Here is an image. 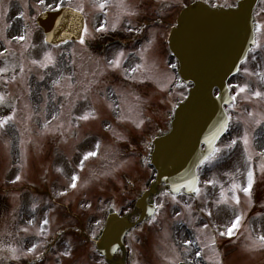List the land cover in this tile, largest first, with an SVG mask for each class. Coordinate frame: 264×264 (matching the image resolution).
Listing matches in <instances>:
<instances>
[{"label":"rangeland","instance_id":"1","mask_svg":"<svg viewBox=\"0 0 264 264\" xmlns=\"http://www.w3.org/2000/svg\"><path fill=\"white\" fill-rule=\"evenodd\" d=\"M192 1L195 0H86V11L92 8L95 12L92 22L99 19L100 13L105 14L103 10L106 8L110 9L107 14L114 16L118 24H133L135 29L142 21H148L147 14L154 17V23L134 42L131 55L135 69L142 68L147 82H142L143 75H136L135 72L133 83L135 86L139 85L138 88L118 92L108 99L110 105L122 108L124 127L128 132L131 129L127 139L120 141L112 138L118 129L116 123L102 122L99 129L91 127L92 130L84 135L87 144L93 145L96 136L102 141L117 143L118 146L128 140L133 141L135 136L137 140L147 135L151 141L152 135L159 131L157 126L164 129L169 127V113L184 98L189 85H183L176 76L173 67V62L176 61L172 60L166 37L175 23L178 10ZM205 1L214 6H232L236 0ZM94 3H106L107 7L101 10L94 7ZM258 11L260 12L257 13V21L262 39L254 47L248 60L241 64L238 75L230 80L232 90L239 96L240 101L229 108L233 117L231 130L235 132L225 138L228 140L223 144L224 155L219 164L216 162L211 165L213 168L205 166L201 169L204 181L199 193L166 194V200L161 197L160 202L166 201L161 212L134 229L129 245L132 250V264L176 263L180 257L194 250L195 246L202 252V256L198 258L205 261L204 264H217V261L219 264H264V242L260 240V237L264 236L260 235L264 233V215L248 216L249 197L239 189H232L233 184L241 187L247 185V173L252 171L251 156L257 151L258 144L259 148L260 144L263 145L260 149L264 151V0H260ZM157 14L162 16V22L160 20L156 23ZM240 87L246 88L247 91L239 93ZM256 92L262 93V96L257 97ZM54 130H57L56 127H51L49 132ZM49 132L42 131L41 135ZM245 135L249 138L248 146L243 143L242 137ZM232 140L237 143L229 148ZM56 144L58 143H54ZM18 154L21 155L20 158ZM32 154L34 152L29 147L21 144L16 127L11 126L0 131V195L6 191L17 193V200H21L23 194V198L33 204L37 213V218L32 220L19 217L16 227L20 235L32 233L29 235L28 246H34L36 249L30 256L36 257L39 255L38 251H41L49 257L47 264H108L102 255L92 250L89 240L85 245L82 238L79 240L75 236L76 232L68 234L64 230L78 212L84 213L83 219L87 222L88 217L96 213L95 204L99 198L108 192L118 191L124 173L128 172L132 179L141 171L137 158L128 157L131 158V163L123 162L125 165L112 156L102 159L97 154L85 160L79 175L82 179L80 191H84L83 201H93V206L83 209L77 204L67 206L59 202L42 206L44 196L40 197L48 193L49 198H60L58 187L63 185L67 189L72 188L69 196L77 201L81 194L78 192L79 186L72 187V181L78 174L68 170L70 159L60 154L55 155L51 164L49 159H41L40 156L35 158ZM119 158L121 159V156ZM46 169L50 171L44 172ZM110 169L111 171H108ZM148 170L151 175L152 170ZM15 174L21 176L18 181ZM213 180L215 183H210ZM205 189L208 196L204 192ZM100 193L102 195L99 196ZM236 195L240 197L239 205L232 199ZM36 197L40 198L37 203ZM14 206L10 201L4 212L6 217H11ZM180 208L187 212L191 209L188 218L181 216ZM209 212L212 213L211 216L208 215ZM237 215L242 216L243 220L236 234L232 238L220 236L219 232L226 231ZM11 219L5 220V224L0 219V253L3 234L10 236L13 233L10 227ZM90 221L92 219L89 220V225ZM205 224H208V228L204 227ZM185 226H188V229H184ZM136 235L139 237L134 238ZM212 237H215L214 245ZM197 238L199 245L196 243ZM188 239H192L193 244L189 245ZM46 240H56L52 250L47 249ZM66 243L71 246L70 250L66 249ZM24 257L25 255H17L11 258L10 264H22ZM16 260L20 262H15Z\"/></svg>","mask_w":264,"mask_h":264},{"label":"flooded vegetation","instance_id":"2","mask_svg":"<svg viewBox=\"0 0 264 264\" xmlns=\"http://www.w3.org/2000/svg\"><path fill=\"white\" fill-rule=\"evenodd\" d=\"M48 2L54 4L56 0ZM70 2L72 4L73 0H64V5ZM78 4L84 6L85 0H78ZM46 9L52 8L41 4L40 0H0V52L5 48L11 49L5 57L0 58V69H10L0 73V95L6 97V102L0 104V120L14 117L9 124H18L23 128V134H30L21 137L34 152L32 155L35 158L40 156L41 159H49L51 164L55 155L60 154L70 159L68 170L80 174L85 162L84 157L89 152L100 154V139L96 136L93 145L87 144L84 135L92 129H99L103 122L100 118L102 93H113L117 77H124L127 81L131 79L134 66L128 46L126 55H121V47H118L120 45L115 41L118 37L111 33L115 28L97 20L85 26L90 35L86 37L83 32L81 39L86 40L83 45L80 44L81 39L58 44L48 42L44 28L37 22L38 15ZM84 13L86 14L85 9ZM108 26L110 28H107ZM100 27L106 28V31H96ZM21 33L27 36V40L17 43L13 37ZM9 40L11 44L7 43ZM46 53H50L54 58L55 66L49 64L47 68H41L39 64L31 63L33 60L44 61ZM113 61H119V66L113 64ZM54 81L58 83L54 84ZM35 100L39 103L34 104ZM83 115H89L90 118L79 119ZM104 122L116 123L117 127L124 126L121 119H106ZM2 126L0 125V129ZM51 127H56L57 130L49 132ZM43 130L49 132L43 138L35 135ZM56 142L58 144L54 145ZM259 154L255 153L250 161L256 182L247 211L248 216L264 215V156ZM49 171L50 169H46L44 172ZM58 188L66 192L65 185ZM131 191L134 195H139L144 190L140 187ZM10 218L13 233L8 242L16 254L23 250V245L15 227H12V224L17 223V217H7ZM77 229L81 231L79 235L84 237L85 226ZM181 260L194 264L193 253L184 255Z\"/></svg>","mask_w":264,"mask_h":264},{"label":"water","instance_id":"3","mask_svg":"<svg viewBox=\"0 0 264 264\" xmlns=\"http://www.w3.org/2000/svg\"><path fill=\"white\" fill-rule=\"evenodd\" d=\"M257 2L240 0L237 7L225 8L198 0L182 10L178 24L172 28L170 48L179 59L180 74L194 86L177 107L172 129L155 139L152 162L158 169V179L153 191L162 180L175 192L182 187L188 192L197 188V166L214 149L228 125L224 104L232 97L227 80L255 42L253 11ZM83 22L82 16L69 8L40 18L51 41L73 36ZM215 87L220 90L218 96ZM143 199L139 207L146 208ZM133 224L115 214L110 217L98 246L112 264H117L115 249L122 243L124 231Z\"/></svg>","mask_w":264,"mask_h":264},{"label":"snow or ice","instance_id":"4","mask_svg":"<svg viewBox=\"0 0 264 264\" xmlns=\"http://www.w3.org/2000/svg\"><path fill=\"white\" fill-rule=\"evenodd\" d=\"M40 2H41V4H45V6H47V7H51L52 10H54V11H59L60 8H62L64 6V0H56V3H54V4L53 3H49L48 0H40ZM93 6L94 7H98L99 9L103 10L105 7H107V4L106 3H94ZM68 8L69 9L73 8V5L71 4V2L68 4ZM74 10L76 12L83 13L84 12V7L82 5H80V4H77L75 6ZM96 31L103 32V31H106V28L100 27V28L96 29ZM83 32H84V35L86 37L90 35V33H89V31H88V29L86 27L83 29ZM13 39H15L17 41V43H23V42H25L27 40V36L25 34L21 33V34H18L16 36H14ZM7 43L11 44V41L9 40V41H7ZM85 43H86L85 39H81L80 40V44L83 45ZM10 51H11V49L5 48L3 52H0V58L5 57V55L7 53H9ZM121 55H123V54L121 53ZM31 63L34 64V65L39 64V67H41V68H47L49 64H52L53 66H55L56 61L54 60V58L51 56L50 53H46L45 57H44V61L33 60V61H31ZM112 63L115 64L116 66H119V61H113ZM9 70L10 69H8L6 67L4 69H0V73L7 72ZM21 70H23V69H21ZM41 79H43V77H41ZM69 79H71V78L69 77ZM53 83L55 84V83H58V82L54 81ZM246 91H247L246 88H243V87L239 88V93H244ZM255 95L257 97H260V96H262V93L256 92ZM233 99H235V97ZM5 102H6V97L4 95H0V104H4ZM89 118H90L89 115H83V116L79 117V119H81V120H88ZM13 119H14V117H9L6 120H0V125H7ZM221 127H226V124H222ZM242 139H243V143L245 144V146H248L249 145L248 136L245 135V136L242 137ZM236 143H237L236 140H232L231 143L228 145V147L232 148V147H234L236 145ZM221 152H222V149L214 148L208 155H206L205 157L202 158L200 163L207 164V165L213 164V162L216 161L219 158L218 154L221 153ZM96 154H97L96 152H89L84 157V160H88L89 157L95 156ZM259 155L264 156V153H260ZM262 171H264V165H262ZM17 179H19V177ZM78 179H79L78 177H74L73 178L74 181L78 180ZM255 182H256L255 173L253 171H248V173H247V185L244 186V187H241L239 185L233 184L232 185V189H233V191H235L236 189H239L240 191H242L243 193H245L249 197V200H251L252 193H253V187H254ZM210 183L214 184L215 181L214 180L210 181ZM72 187L73 188L77 187V184L76 183H72ZM194 191L199 193L201 191V189L200 188H195ZM232 199L235 201V203L237 205L240 204V197L238 195L234 196ZM223 202L226 203V201H223ZM157 207L158 208H163V205L158 204ZM208 215L211 216L212 213L209 212ZM242 220H243V217L240 216V215H237L235 217V219L231 222L230 227H227L226 231L219 232V235L220 236H227L228 238H232L236 234L238 229L240 228ZM152 222H154V221H152ZM45 223H47V221H45ZM204 227L208 228V224H205ZM25 231H26V229H25ZM260 240L262 242H264V236H261ZM193 242L194 241L192 239H188V241H187V243L189 245L193 244ZM215 242H216L215 241V237H212V244L214 245ZM196 243L199 245V238H197ZM262 246H264V244H262ZM204 247H207V245H204ZM13 251H15V250H13ZM30 251H35V249H32ZM201 256H202V252L201 251H197L195 253V257H201ZM217 264H219V261H217Z\"/></svg>","mask_w":264,"mask_h":264}]
</instances>
